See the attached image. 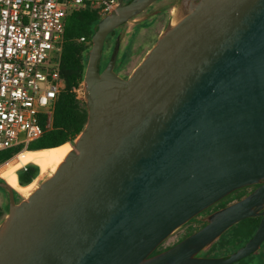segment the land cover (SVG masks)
<instances>
[{
  "label": "water",
  "instance_id": "obj_1",
  "mask_svg": "<svg viewBox=\"0 0 264 264\" xmlns=\"http://www.w3.org/2000/svg\"><path fill=\"white\" fill-rule=\"evenodd\" d=\"M157 0H118L85 69L87 122L25 199L8 191L0 264H235L264 243V0H178L131 75L101 71L105 40ZM150 16V14H149ZM245 197L201 214L232 196ZM261 217L227 256L204 251ZM201 228L160 247L178 230Z\"/></svg>",
  "mask_w": 264,
  "mask_h": 264
},
{
  "label": "built area",
  "instance_id": "obj_2",
  "mask_svg": "<svg viewBox=\"0 0 264 264\" xmlns=\"http://www.w3.org/2000/svg\"><path fill=\"white\" fill-rule=\"evenodd\" d=\"M118 0H0V152L30 143L53 120L65 90L61 58L70 13L88 6L103 17ZM78 42L90 47L86 37ZM84 101L83 81L71 89Z\"/></svg>",
  "mask_w": 264,
  "mask_h": 264
},
{
  "label": "trees",
  "instance_id": "obj_3",
  "mask_svg": "<svg viewBox=\"0 0 264 264\" xmlns=\"http://www.w3.org/2000/svg\"><path fill=\"white\" fill-rule=\"evenodd\" d=\"M102 16L97 10L88 6L81 7L69 14L66 22L65 41L61 58V76L65 82V90L60 95L52 122L47 115H42L41 124L45 132L41 138L30 143L27 150L57 149L72 143L83 130L88 110L85 102L76 99L71 89L84 79L88 60V50L91 47L78 42L86 37L92 44V38ZM126 62V61H125ZM123 62V63H125ZM104 63V66L106 65ZM61 145V146H60ZM23 149L22 146L0 152V165L7 162ZM21 186L31 184L39 175V166L28 164L17 171ZM0 181H3L0 178ZM6 212H0L2 216ZM260 218L243 220L225 232L214 244L216 252H230L245 244L256 232ZM261 264H264V260Z\"/></svg>",
  "mask_w": 264,
  "mask_h": 264
},
{
  "label": "rangeland",
  "instance_id": "obj_4",
  "mask_svg": "<svg viewBox=\"0 0 264 264\" xmlns=\"http://www.w3.org/2000/svg\"><path fill=\"white\" fill-rule=\"evenodd\" d=\"M177 1L178 0H164L162 2V4L165 5V9H167L166 10L167 14H165L164 16H161L156 21H155V18H151V15L149 16L150 13L149 14L146 13V14H142V15L138 16L136 19H134L133 21H131L130 23L125 25L124 29H125V33H127L129 31H131L134 28V26H136L137 24L141 23L146 18L147 20L142 24V26L143 27L150 26V27L148 29H146V28L141 29L140 34H138L139 28L137 27L135 29V34H138V36H137L136 43H135L133 49L140 50L141 46L147 44L146 47L143 49V51L140 52L139 54L132 55V53H131V51H132V47H131L132 40L130 39V37H128L127 39L122 41V44H121L122 49L119 52L118 61L119 62L127 61V62L124 65V68L120 69L121 70V74H129V76H130L131 73L133 72V70L142 61V59L144 58V56L146 55L148 50L151 48V46H150L151 43L152 42H154V43L156 42V40L158 38V37H156L157 34L159 36L161 34V32L165 29L169 19L172 17V14L174 12V7H175V4H176ZM162 4L161 5H157V8L162 6ZM168 12H169V14H168ZM90 50H91V47L89 48L88 53L90 52ZM115 70H118V67ZM69 144H70V142H69ZM50 158H51L50 160L47 159L48 162H45L46 166L44 168H47V170L43 171L41 169V167H39V175L31 184H29L27 186H21V184L18 182V186L16 188H14V190L17 192V197H16V201L17 202H20L21 200L25 199L36 187H38L40 185V183L48 175H50L52 173V168L50 166L57 159L56 158V159L53 160V158H55V153H52ZM0 178H2V177L0 176ZM239 192H241V191H239ZM0 194L3 197V199L0 200V205L3 206L4 209L5 208L8 209L9 196L6 194L5 189L0 188ZM232 196H230L228 198H232ZM224 201H226V199ZM5 212L7 213V210ZM4 217L3 216L0 217V222L4 219ZM201 225L202 224H200V223H194V224H191V225L183 227L182 229L178 230L175 234H173L160 247V249H164V248H167V247L175 244V242H177L181 238H183L186 235H188L191 231H193L195 229H198V228H201ZM214 244H212L210 247H208L204 251L205 255H208V256L213 255V253L216 250ZM263 260H264V243L262 244V248L258 252L254 253L253 255H251V256H249V257H247V258H245V259H243V260H241V261H239L238 263H235V264H261L263 262Z\"/></svg>",
  "mask_w": 264,
  "mask_h": 264
},
{
  "label": "flooded vegetation",
  "instance_id": "obj_5",
  "mask_svg": "<svg viewBox=\"0 0 264 264\" xmlns=\"http://www.w3.org/2000/svg\"><path fill=\"white\" fill-rule=\"evenodd\" d=\"M130 0H123L124 3H127ZM164 0H157L151 7H149L143 14H149L151 15V18H155V21L160 18L161 16H164L165 14H167V9H165V5L162 4ZM160 7L157 8V5H161ZM169 14V12H168ZM150 18V19H151ZM147 19L145 18L141 23L137 24L136 26H134V28L125 33V25L114 30L112 33H110L108 35V37L105 40V44H104V49H103V53H102V58L100 61V68L101 71L107 66L108 62L112 59L115 51L117 50L118 46L120 45V51L122 49L121 44L122 41H124L125 39H127L128 37H130V39L132 40L131 43V47H132V55L134 54H139L140 52L143 51V49L146 47L147 44L141 46V49H133L134 45L136 43V39L138 34H140L141 29L146 28L148 29L150 26L148 27H143L142 24L146 21ZM139 28L138 30V34H135V29ZM158 37V34L157 36ZM154 42L151 43L150 46L153 45ZM119 51V52H120ZM106 65L104 66V63L106 62ZM127 62V61H126ZM123 62H119L117 59V64L115 66V69L118 67V70H115L117 72V74H119L122 78L127 79L129 77V74H121V70L124 68V65L126 64ZM57 149L53 148V149H40V150H24L20 153H18L16 156H14L12 159L8 160L7 162H5L4 164H2L0 166V176L13 188H16L18 186V175H17V171L20 170L21 168L27 166L28 164H35L39 167H41V169L43 171L47 170V168H44L46 166L45 162H48L47 159H51L50 156L53 153V151H55ZM51 153V154H50ZM255 190V188H249V189H245L242 190L241 192H237V194H233L232 198H228L226 199V201H222L220 203H218L217 205L213 206L212 208H210L209 210H207L206 212H204L203 214L200 215L201 218H203L204 216L209 215L210 213L216 211L217 209H220L222 207H225L226 205L235 202L237 200H240L241 198L245 197L246 195L250 194L251 192H253ZM6 191V194L8 195V191ZM15 197H17V192L15 191ZM3 197L0 194V200H2ZM7 210V208L4 209L3 206L0 205V212H5ZM7 213H5L6 215ZM3 213V217L5 216ZM0 216V217H2ZM260 218L261 217H257ZM261 221V220H260ZM260 224V223H259ZM200 228L195 229L193 231H191L188 235H186L185 237L191 235L192 233L198 231ZM185 237L181 238L180 240H178L176 243H178L179 241H181L182 239H184ZM218 241V240H217ZM174 245V244H173ZM244 245V244H243ZM242 245V246H243ZM172 246V245H171ZM170 247V246H169ZM241 247V246H240ZM239 247V248H240ZM168 248V247H167ZM237 248V249H239ZM166 249V248H164ZM164 249H159V250H164ZM237 249L230 251V252H223V253H218L215 252L213 253V255L211 256H227L230 255L231 253H233L234 251H236ZM204 256H208L205 255L203 253Z\"/></svg>",
  "mask_w": 264,
  "mask_h": 264
},
{
  "label": "bare ground",
  "instance_id": "obj_6",
  "mask_svg": "<svg viewBox=\"0 0 264 264\" xmlns=\"http://www.w3.org/2000/svg\"><path fill=\"white\" fill-rule=\"evenodd\" d=\"M61 146V145H60ZM73 149L72 144H65L59 148H57V150L53 151V153H55V158L56 161L50 166L52 168V173L53 174L55 172V170L57 169V167L59 166V164H61L66 156L69 154V152ZM51 154V153H50Z\"/></svg>",
  "mask_w": 264,
  "mask_h": 264
}]
</instances>
